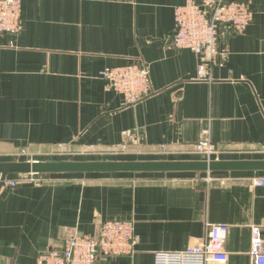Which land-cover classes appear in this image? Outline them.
Masks as SVG:
<instances>
[{"label": "crops", "instance_id": "1", "mask_svg": "<svg viewBox=\"0 0 264 264\" xmlns=\"http://www.w3.org/2000/svg\"><path fill=\"white\" fill-rule=\"evenodd\" d=\"M23 30L0 32V162L24 160H264V0L252 22L223 29L219 63L172 43L187 0H21ZM143 62L151 93L135 104L101 72ZM24 155L25 158H16ZM13 174L0 192V264H36L107 220L135 224V252L96 264H155L227 224L225 264H253L252 227L264 238V171ZM39 180V182H36ZM216 264V263H210Z\"/></svg>", "mask_w": 264, "mask_h": 264}, {"label": "built area", "instance_id": "2", "mask_svg": "<svg viewBox=\"0 0 264 264\" xmlns=\"http://www.w3.org/2000/svg\"><path fill=\"white\" fill-rule=\"evenodd\" d=\"M21 0H0V32L19 34L24 28ZM254 9L249 0H187L175 9V29L172 43L178 50L188 49L201 59L197 67L198 79L209 80L211 70L222 55L220 39L224 28L242 32L252 22ZM107 87L123 95L126 104H135L151 93L149 67L143 62L111 66L101 72ZM196 144V151L211 160L217 147L210 138ZM214 179L210 172L206 180ZM39 182V180H36ZM264 184L263 178L254 179ZM7 179V185H15ZM229 232L227 224H209L205 234L196 243L179 251H160L155 254V264H225L228 253L225 241ZM135 224L127 220L104 221L96 237L75 235L68 239L61 251L41 253L36 264H96L110 255H130L135 252ZM251 256L253 264H264V238L260 226L252 227Z\"/></svg>", "mask_w": 264, "mask_h": 264}, {"label": "water", "instance_id": "3", "mask_svg": "<svg viewBox=\"0 0 264 264\" xmlns=\"http://www.w3.org/2000/svg\"><path fill=\"white\" fill-rule=\"evenodd\" d=\"M264 171V160H166V161H84L24 160L0 162V192L9 175L52 173H122V172H213Z\"/></svg>", "mask_w": 264, "mask_h": 264}, {"label": "rangeland", "instance_id": "4", "mask_svg": "<svg viewBox=\"0 0 264 264\" xmlns=\"http://www.w3.org/2000/svg\"><path fill=\"white\" fill-rule=\"evenodd\" d=\"M15 157L16 158H20V159L25 158L24 155H21V156L20 155H15Z\"/></svg>", "mask_w": 264, "mask_h": 264}]
</instances>
